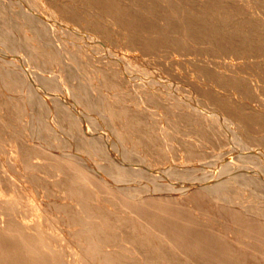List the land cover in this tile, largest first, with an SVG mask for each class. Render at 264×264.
I'll return each mask as SVG.
<instances>
[{
    "label": "rangeland",
    "instance_id": "rangeland-1",
    "mask_svg": "<svg viewBox=\"0 0 264 264\" xmlns=\"http://www.w3.org/2000/svg\"><path fill=\"white\" fill-rule=\"evenodd\" d=\"M1 1H0V33H5V31H7V28L11 27L12 23L15 24V20H16V24H17V25L12 24V25H14L13 27H17L16 28L17 32H15L13 34V36H11V37L6 36L5 40L3 41V44L6 47H8V49L10 50V52H9L10 57L17 59V60L32 62L33 68L36 71H40V69L42 67H43L42 69L48 68L49 72L52 75L57 74L55 76V78H57L58 80L60 78L59 76L62 74L61 75L62 77L65 75L64 78H66V75H67V76H69L70 79H74V80L76 79L75 81L78 83L80 81L79 84L81 86L78 83L76 84L75 81L71 80V81H73L72 87H75L77 90H78V88L79 89L82 88V89H80V92L76 91L75 88H72V90L74 91V94H75L74 97L76 99L79 98L78 100H80V96H81V99H83L82 96H84V98L89 97L87 99H89L90 102L89 101L88 102L91 104V101H92V103L94 102L93 104L97 105L96 110H97L98 114L103 113V112H105V113L107 112L109 114L108 115L106 113L107 114L106 117L103 114L102 115L99 114V116L101 115V117H103L104 120H106V123L108 120H110V123L108 121L107 124H112L115 121L112 124L114 126H117V124L118 125L120 124L117 127L123 128V124L125 123L124 126H126V125L127 126L124 128H127V127L129 129H131V127L133 128L131 130H129L127 128L131 133H129L128 130H127L128 132H126L125 129H124V131H125L124 133H123V131L121 132L122 128L121 129L119 128L120 130H117L119 132V133L117 132V134H120L118 136L122 140L130 139L129 135H132L133 132H134V134L135 133L140 134L142 131L141 130L142 125L135 124L134 121L128 117H127L128 120L126 122V120H124L125 118L123 119L121 116L120 109L117 107L111 108L109 106V102L106 101V99L104 98V97H107L109 95L108 93H110L111 91H112L111 93L114 92V95H115L116 94L115 91L119 90L121 88H118V87H117L118 89L115 88L114 84H112L113 86L110 84V87L112 86L111 88L109 86L107 87V82H104L106 80L102 76H99V75H101V72L95 71V70L98 71V69H96L93 62H91L90 56H91V53L93 52V50H96L97 48L99 50L100 49L103 50V51H100L101 53L104 52V48H109L110 50H113L114 53H117V55H120V56L123 55V57H127L130 60H132L133 61L132 63H136V67H135V65L132 66L133 64L130 65L131 61L129 62V59L126 60L129 63L128 67L129 68L131 67V70L132 69L134 71H138V70L141 71L142 70V72H140V74H139L140 76L143 77V75L145 74L144 77L147 76L148 78H150V77L152 79L155 78V81H153L151 78L148 79L146 77L148 83H150L149 80H152L151 83L156 82V77H157V81L159 79H161V82H163L164 81L163 79H165V82L167 84L165 82L164 83L166 86L168 85L170 87L173 85L172 87H170L171 89L168 86L166 88H169L173 92H174V89L176 88L175 92H176V94H178V96L181 95V96H184V98H187L188 96L190 98L192 97L191 99L193 101H196V103H198L201 107H203V106H205L204 108L209 107L208 108L209 112L211 111V109L213 112H214V110L215 111L217 110L219 112H222L223 114L225 113L224 114L225 116L226 115L228 116V114L230 115L231 113H233L232 115L236 119L235 120L236 125H237L236 130L240 131V130L244 129L243 131L239 132V133H241L240 137L242 139H244L246 142H248L250 145H252V144L254 145L255 144L254 142H256L255 145L259 144L258 146L264 147V138L262 137V136H264V73H263L264 72V0H218V1L217 0H107L108 2L106 0H103V1L102 0H97V1H95V0H53V1L52 0H31L32 5L28 4V0H16V1H18L17 3L15 0L14 1L13 0H5V1L1 0ZM101 1L104 3L102 4ZM100 2H101V4H100ZM13 3H14V5H13ZM108 3H110V4H108ZM6 4L7 5L9 4V6H7ZM107 4H108V6H107ZM10 5L13 7H11ZM5 6H6V8L8 7L9 10L3 8ZM63 6H66V7L63 8ZM9 7H11L12 9H10ZM14 8L16 9L17 12L14 10ZM44 8L46 11L44 10ZM173 11H174V13H173ZM104 12H106V13H104ZM102 13H104V14H102ZM112 13H114L115 15ZM128 14H129V16H128ZM16 15H18L19 17ZM102 16H103V18H102ZM31 17L32 18L36 17L37 22H39L41 25H45V24L49 23L51 25H48V26H52V25H56L57 27H61L62 25L67 26V27L71 26L72 28H74V29L76 28L78 31H80L81 34L86 35V37H90L91 40H89L90 42L86 41L85 44L86 45L88 44L87 46L81 47L76 42H69V41H74V39H72V35L70 33L65 32V31L63 32L62 30L61 31L60 30L55 31L54 26L52 29H53V31H54L53 33L55 35L52 33V30L48 29L49 27H46L47 29L44 26L43 27L41 26L42 28L39 27V29L36 27L34 28V26H33L34 22H33V20H31ZM198 17H200L201 19L204 18L203 20H201L202 22L200 21V19ZM14 18H15V20L13 22ZM107 18H109V20ZM187 18L191 19L190 22L192 23V26H191L192 28L190 27V30H189L188 25H187L189 23V22H187V21H189V20H187ZM65 20H67L68 22L67 21L65 22ZM125 20H127V21H125ZM59 21H60V23H59ZM133 22H135V23H133ZM140 22H142V23H140ZM196 22H197V24H196ZM52 23H54V24H52ZM58 23H59V25H58ZM64 23H68V24H64ZM205 24H207V25H205ZM208 24H210V25H208ZM171 28H172V30H171ZM198 28L200 31L198 30ZM42 30H44V31H42ZM56 30H58V29H56ZM38 31H39V33H38ZM24 32H25V34H24ZM45 32H46V34H45ZM57 32H58V35H57ZM196 32H198V33H196ZM16 33H18V34H16ZM27 34H28V37L30 35L32 36L30 38L31 40L30 39L28 40L27 37L25 38V35H27ZM68 34L71 37L70 39L68 38L69 37ZM136 34L138 35V37L136 36ZM197 34H200V35H197ZM63 35L65 37L68 36V37H66V39H68V42L66 39H64L65 37ZM206 35H207V37H206ZM40 36H42V37L39 38ZM43 36H44V38H43ZM45 36H47V38H49V40ZM48 36H50V37H48ZM54 36L55 37L57 36L60 41H58L57 37H56L57 40H55ZM139 36H141V38ZM93 37H95V38H93ZM131 37L133 39L135 37L136 41H135V39L133 40ZM50 39H52V40H50ZM138 39L140 41L143 40L146 44L148 43V45L145 46L146 44L140 43ZM91 41L93 43H91ZM146 41H148V42H146ZM149 41H151V42H149ZM154 41H156V42H154ZM219 41H220V43H219ZM241 41H243V42H241ZM45 42H47V43L45 44ZM133 42H134V44H133ZM56 43H59V45ZM61 43H62V45H61ZM72 43L75 44V46ZM130 43L132 44V46ZM135 43H137V44H135ZM138 43H140V44H138ZM217 43L219 44V46ZM47 44H48V46H47ZM50 44H52V45H50ZM76 44L78 45V48H77ZM96 44H97V46H96ZM42 45L44 47L41 49ZM66 45H67L68 49L66 48ZM72 45H73V47H72ZM141 45H143V47H141ZM151 45L156 46V48H154L155 49L154 52H155V55L156 54H159V55H156L154 57L148 56L146 58L143 56V52L141 50L144 51V49H150L147 47H152ZM174 45H175V47H176V45L179 46V47H176V48H178L176 51L178 54L177 58H179L180 61H179V59H177L176 60L177 62L173 64V63L169 62L170 57H167V56L169 54H171L172 51H175L176 48L174 47ZM53 46H55V47H53ZM69 47H71V48H69ZM2 48L3 47L0 45V51ZM59 48H63V49H61L59 51ZM51 50H52V52H51ZM47 51H48V53H47ZM85 51H87L89 53H87ZM90 51H92V52H90ZM132 51H134L135 53ZM66 52H67V54H66ZM68 52H71L72 54L71 53L68 54ZM100 52H98L99 55H103L105 53L104 52L103 54H100ZM64 54H66L67 57ZM68 55H70V56H68ZM86 55H88V56H86ZM164 55H165V57H164ZM231 56L233 57V59H231ZM63 57L67 58L68 60L67 59L65 60ZM190 58H192V59H190ZM157 60H159V61H157ZM63 62L65 64H63ZM230 63L232 64L231 66H230ZM66 64H67V66H65ZM235 64H237V65H235ZM36 65L39 66L38 67L39 70L36 68L37 67ZM70 65L72 67H74V66L75 67L72 68ZM91 65H93V66H91ZM47 66H49V67H47ZM64 67H65V69H63ZM67 68L71 69L70 73H68L69 71ZM1 70H3V71H1ZM5 71H6V69H2V68L0 69V148H1L0 149V159L2 157L3 161H5L7 159L9 160L8 157H10L11 160H12V158H14V157L15 158L13 159L14 161L9 160L10 163H8L9 162L8 160L6 162H3L2 159L0 160V180H1L0 181V198H1L0 199V210H1L0 211V219L4 220L7 217L4 221L0 220V222H1L0 223V225H1V227H0V238H1L0 239V245H1L0 248L2 249V251L0 249V264H13V263L14 264H28L29 262H31L29 264H34V262H37V260H42L41 257H38V256H40V254H37L36 252L33 251V247L35 246V243L36 244H39L37 242L45 243L46 240H47L46 242H48L49 240H51L53 242V244H52V242L49 241V244L51 242L52 245L45 243L46 247L50 246L49 247L50 251H51L52 246L55 248L52 247L53 251L51 253L49 252L47 254V256H46L47 258L42 257V258H44L43 261H45L46 264L58 263V260L64 261L66 258H68L69 254H72V252L74 254L81 253L80 249H78L77 247L74 248L75 247L74 245L69 244L70 242L74 243V241L77 239L75 236H73V235H75V234H73V232H75L73 229H74V227L76 228L77 226L70 225L68 223L69 221L67 222V220L65 219L66 217L70 216V214H68L70 212H68L67 210H64V209L60 210L57 207V206H59L58 204H60V203H58L56 201V199L53 198L55 196L54 194H56V196H55L56 198L62 193H64V194H62L63 196H68V194L66 193L68 188H66L65 185H61L60 183L56 182V179L58 178L57 173H61V172H59V170L61 168H62L61 170H64L63 172L65 173V175H63L64 173L62 172L61 174L64 177V178L63 177L62 178L65 180L67 179L68 181H69V179H68L69 176L75 175V173H77L76 171L81 170L80 173L78 172L77 174H79L81 176L85 175V177L87 175H89L87 177L89 178V180L92 179V181H93L92 183H95L94 185H96V186H98L99 183L101 184L98 187H99V189L102 190L103 196L105 195L106 197H111V198H114V196H115L117 200H119L121 197L117 196L119 194H114V193L110 192L109 190L103 191V190H106L107 188L105 186H103L102 183L99 182L98 179L93 178V175L90 176V174H87V172H86L87 170L85 168L81 167V169H79V166H71V167L67 166V168H69V169H67L64 166H61L62 160H60V159L62 158V153L60 154L61 151H59V150L62 148L65 150L67 148V146H71V143L68 144L67 143L68 141L64 142V140H63L64 138L62 139V137L59 136L60 135L58 133L59 130L53 126L54 124L50 125V123H52L53 121L51 120L52 117L49 116V113L47 112L48 109H46V107L45 108L37 107V109L39 108L41 110L36 109L37 110L36 113L38 112L37 113V120L41 117L40 121L38 120V122L36 124L37 125L36 131L38 133L37 135H39L38 138L45 141L46 144L49 146L48 147H47V145L34 146L31 148V151L29 152V155L31 154V156H32L34 154V152L37 151L34 149L40 148L41 151L44 150L43 152H45L46 155L43 154V152L39 153L40 152V149H39L38 153L37 152L35 153V154H37V156L36 155L35 156L38 157V158H34V160H36V162L33 164L31 162H29V164H26V162L24 161L25 160L24 158H25V155H27V153L25 152V150H23V151L20 150L21 147L19 146L20 144H19V141L17 139V137L19 138V136L16 137V135H18L20 132V131H18V129L20 127L18 124L19 123L18 120H20V116L22 117L21 122L27 123V122H30L32 120L33 113H32V108H30V107H32L33 101H31V97H29L30 95H28L29 92L27 90H24L22 87H20V89H21L20 90L18 87L17 80H14L13 78H11L10 72H7V71L5 72ZM60 72H62V73H60ZM97 73L98 74L100 73V74L98 75ZM261 73H262V75H261ZM68 74H70V75H68ZM73 75H74V78H73ZM75 76H76V78H75ZM96 76L98 77V79H99V77H102V78L98 80ZM62 77H61V80H64V78L62 79ZM93 78H96L97 80L94 79V81H95L94 82L92 80ZM90 81H92L93 83L91 82L92 84H90ZM100 81L104 84H102ZM74 82L78 88L74 85ZM168 82L171 85H169ZM94 83H96V84L98 83L101 85V87L104 86V88H106V89L108 88V89L106 90V89L100 87L102 90L104 89V91H102L101 89H99V86L97 88L96 84H94ZM164 83H161V84L164 85ZM126 84H127L125 87L126 89H124V90L121 89L122 92L126 91L127 89L129 90L132 86H135L133 83H126ZM128 84H130V85H128ZM94 85H95V88H93ZM105 85H106V87H105ZM52 88H54V89H52ZM52 88H50L49 94L53 95L54 101L58 100L62 97H65L67 95V93L65 95L66 91L63 92L64 89H61V87L60 88L57 87L58 89H55V87H52ZM86 88H90L89 91H87L88 89L86 90ZM96 88L98 90H95ZM137 88H139V86ZM83 89L86 90V92ZM110 89H111V91H110ZM140 89H142V86H140ZM99 90H101L102 92L100 93ZM128 90H127V92H128ZM145 90L148 91L149 89L146 88ZM25 91H26V93H25ZM81 91H84V93L87 94V97H86V94H84ZM94 91H97V92H94ZM98 91L101 95H99ZM130 91H131V93L136 92V91L133 92V90H131V89H130ZM27 92H28V94H27ZM105 92H106V94H105ZM78 93H83V95L79 96ZM92 93H93V95L96 93L94 95V98H93ZM25 94L28 96V99L25 98V96H26ZM135 94H137V93H135ZM137 95L139 97L138 99L140 100V101L138 100L139 102L138 101L137 102L140 103L142 101L141 100L142 98H140V97H143V96L140 93H138ZM146 96H147V98L149 97L148 98L149 101L151 99L152 105L149 103L150 107L148 106L149 108H147L148 104H146V105H144L145 108L146 109H156L157 108V110L161 113V116L166 121V123L168 121V123L170 124L172 131L175 129H179V128L184 127V126H182V124L178 123L175 120L177 117L172 114V112L169 108H167V107H159L158 108V106H160V103L159 102H157L158 104L156 103L155 98L153 97L152 93L147 92ZM239 97L241 99H238ZM97 98H99V99H97ZM135 100H137V99H135ZM30 101H31V103H29ZM131 101L134 102L132 99H131ZM240 102H242V103H240ZM201 104H203V105H201ZM237 107H240L242 110L240 108H237ZM232 109H233V112H232ZM44 110L46 112H44ZM243 110L245 113L243 112ZM40 111L43 112L41 114L43 116H40V114H39ZM212 111H211V113H213ZM254 111L256 113H254ZM25 113H26L28 119L26 118V115H24ZM27 113L30 115H28ZM110 113L112 114V116L110 115ZM117 116H118V118H117ZM237 116H239V118H241V119H238ZM25 118L27 120H25ZM46 119L51 120V122L46 120ZM118 119H120V120L122 119L120 121L121 123L119 122ZM45 120L47 121L46 123H45ZM243 121H246V124ZM13 122H17V123L12 124ZM39 122H41V123H39ZM42 122L44 123V125L42 124ZM122 122H123V124H122ZM181 123L184 124V123H186V121L181 122ZM16 124H18L19 127L15 126ZM45 124L47 126H45ZM48 124L52 127L49 128L50 126H48ZM12 126H13V128H12ZM39 126H42L44 128L42 129ZM8 127H9V129H8ZM46 127H47V129H46ZM52 128L55 129L54 130L55 133H54ZM12 129H15V130H13L14 133L17 131L16 134L13 133ZM50 129L52 131H47ZM7 130H9V131H7ZM136 130L139 132H136ZM41 131H42V133H41ZM49 132H51V133H49ZM251 134H253L254 136H252ZM9 135H11V136H9ZM40 135L43 137H40ZM46 135H47L48 139L50 138V140H52V137H54L53 140L54 139L55 140L54 141L48 140L49 141L48 142L47 138L45 137ZM12 136H15L14 138H16L17 140L16 139L14 140V138L12 139L11 138ZM8 137H10V138H8ZM55 137H57V138L59 137L58 140ZM60 137H61V140H60ZM7 138L9 139V142H11L10 139H12L13 143L8 144ZM15 142H17V143L15 144V146H13ZM55 143L57 145L58 144L60 145V146L58 145L59 147H57L59 149L56 148L57 145ZM63 143H65V144L67 143L68 145L66 144V146H65ZM61 144L63 146H61ZM3 146H5V147L3 148ZM11 146H13L15 150H12L13 148H9V150H8V147H11ZM6 147H7L8 152L10 151L11 153L10 152L7 153V150L4 151L6 149ZM17 148L20 151H18ZM68 148H71V147H68ZM49 151H51L52 153H49ZM53 151H54V153H53ZM12 152H15V153H12ZM22 152H23V155L21 154ZM58 153L60 156L58 155ZM12 154H13V157H12ZM41 154H43L45 157L43 155L40 156ZM49 155L50 156L52 155V156L50 157ZM56 156L57 157L59 156L60 158L59 157L56 158ZM22 158L24 160H21ZM15 161H16V163L14 164ZM22 161H23V163H22ZM38 161H39V165H38ZM40 161L41 162L43 161V162L40 163ZM64 161L65 160H63V163L68 164V162H64ZM20 163L23 165H21ZM16 164H17V167H16ZM24 164H26V165H24ZM30 164H32L33 167ZM59 164H61V165H59ZM13 165H15L14 167L16 170L14 169ZM20 165L22 167H20ZM34 165H36V166H34ZM57 165L59 166V168L61 167L59 170H57V168H58ZM23 167L25 168V170H23L24 169ZM48 167H50L51 169ZM19 168H21V171H20V172H22L21 174L19 172V170H20ZM30 168H31V170H30ZM37 168L39 169V171ZM70 168H73L74 171ZM3 169H4L5 175L3 174ZM53 170H55V172H53V174H52L51 171H53ZM23 171H25V173ZM32 171H34V172H32ZM42 171H44L45 173H43ZM15 172H16V174H14ZM17 172H19V173H17ZM46 172L47 173L51 172V173L50 174L48 173L49 174L48 175ZM28 173H30L29 177H31V178H29L27 176ZM31 173L32 174L34 173V175L32 176ZM37 173L41 176L40 177L41 180L38 179L39 175H35ZM54 173H56V174H54ZM69 173H70V175H68ZM83 173H85V174H83ZM1 175H2V177H1ZM17 175L20 178L17 177ZM42 175H44V176H42ZM45 175H48V176L51 175V176L45 177ZM34 176H36V177H34ZM32 177H33V179H32ZM42 177H45V178H43L45 181L42 180ZM34 178H37L38 181L35 180ZM53 180H54V182H56V184L53 183ZM7 181L8 182L10 181L11 184L8 183ZM11 181H13L14 183H12ZM40 181H42V182H40ZM48 181H50V182H48ZM18 182L19 183L21 182V183L19 184ZM38 182H40V183H38ZM44 182H45V187L47 186L46 189H44V186H43ZM5 183L6 184L8 183V184L6 185ZM51 183H53V185ZM97 183H98V185H97ZM18 184H19V186L21 185L23 187V189H24L23 191L21 189L22 187L20 186V188H19ZM31 184H33V186ZM37 184H38V186H37ZM40 185L43 187H41ZM53 186H54V188H53ZM100 186H102L103 188L105 187V188L102 189V187H100ZM16 187H18V188H16ZM11 188L12 189L14 188L13 191H15V192H13ZM55 188H57V189H55ZM6 189H8V190H6ZM38 189L40 191H43V192L38 191L39 193H37L35 190H38ZM60 189L61 190L63 189L62 193H60L61 192ZM28 190H29V192H28ZM33 192H35V193H33ZM45 192H47L48 194ZM54 192H57V193H54ZM67 192H69V191H67ZM109 193H110V196H109ZM39 194H40V196H39ZM43 194H45L44 195L45 197L43 196ZM46 194H47V196H46ZM65 194H67V195H65ZM111 195H113V196H111ZM189 195H191V194H189ZM189 195H185V197H183L184 199L183 198L182 199H176V200L174 199V203L172 202L173 200L166 201L167 199H165V200L161 201L160 198L157 200L147 201L148 204L144 203L141 206L142 208L144 207V209H142V210H145V211L141 210L139 216L137 215L138 220L137 219L132 220L133 224L130 225L131 223H128L129 225H127L126 228H129V230L134 229L135 232H138L140 234L143 231V233L141 235L143 237H145L146 239L152 240L151 241L152 245L150 244L152 246L151 249L152 250L154 249L156 254L159 253V254L163 255L162 257H165L164 255L169 256L168 254L170 252L175 254L176 258H172L169 260L166 259L168 261V264H178V263L179 264H203V263L204 264H220V263L221 264H224V263L225 264H245V263L246 264H253V263L254 264H258V263L264 264V259H262V258H264V256H263L264 252H261V251H263L262 249H264V243L261 242V241H264V236L259 235V234L264 235V232L261 233V231H264V228H263L264 225L261 227V224H259L258 222L255 223L257 225H252L253 219L251 218V216L247 215L248 216V217H246L248 219L247 220L244 217L245 215L243 213H241L240 211H239L240 214L237 212H234L232 210H230V211H232V212H230L228 207H226V206L224 207V204L222 205L219 202H218L219 203L218 204L217 201H215L214 198L210 195L208 196L205 193H200V195L199 194L194 195V193H192L193 197H191V196L188 197ZM196 195H197V197L195 198L194 196H196ZM32 197H33V199H32ZM47 197H49V198H47ZM73 197H74V195H73ZM205 197H206V199H205ZM7 198H9V199L11 198L13 200L17 199V200L16 201L14 200L11 202L10 201L11 199L8 200ZM30 198H31V201H30ZM207 198H208V200H207ZM252 198H254V197L252 196ZM41 199H42V201L46 200L47 202L49 200H52V201H49L48 203H45V206L50 207L51 209L53 208L54 210L52 209L53 210L52 211L49 208V211H48L49 213L47 211L44 212L43 209H42V212L40 210V213H38L37 211L34 212L35 206L37 205V201H40ZM64 199L65 198L61 197L59 200H64ZM199 199L206 200L208 203L206 204L203 200L200 201ZM21 200H22V203L19 202ZM210 200L212 202H215V203L211 204ZM3 201H4V203H2ZM8 201L10 203H13V205L14 204L17 205L19 203L18 205H20L19 207L21 208L22 212L19 211L20 208H18V209L16 208V207H18V205L15 207H12L13 205L11 204L12 206H10ZM24 201H25L26 205L23 204ZM169 201H171L172 203ZM184 202L186 203L185 205H183ZM187 202H190V203H187ZM197 202H198V204H197ZM209 202L214 208L210 207ZM30 203H32V204H30ZM49 203H50V206H47V205H49ZM52 203H53V205H52ZM149 203H151V205ZM153 203L155 204L156 207L154 206ZM22 204H23V206H25V207H23V208H25V210H23V208L21 207ZM178 204H180V206ZM192 205H193V207H192ZM218 205H219V207H217ZM26 206H28L30 208V210L28 207H27L28 208L27 209ZM53 206L55 208L57 207L56 208L57 210ZM222 206L225 209L222 210ZM186 207H187V209L189 208L188 212H187V209H185ZM7 208H9V209L11 208V211L7 210ZM194 208L196 209L195 212H194V210H195ZM197 208H198V210H197ZM199 208H201V210H199ZM2 209H6V211L2 210ZM226 209H228L227 210L228 212L224 211ZM16 210H18V211H16ZM31 210L33 211V213ZM12 211H13V213H12ZM25 211H26V213H24ZM29 211H31L32 215L29 213L30 216L26 215V217H25V214H28ZM54 211H56V213L58 211V213L55 214ZM61 211H63V212H61ZM192 211H193V214L191 213ZM50 212H52V214H55L56 216L52 215ZM89 212H90V215H87V214H89ZM93 212L94 213L96 212V213L94 214ZM175 212L178 214V215L176 214L177 216L175 215ZM200 212L204 213V215H202V213H200ZM8 213L11 214L10 217H8L9 216ZM14 213H16V216H12ZM23 213H24V215H23ZM86 213L84 214L85 217H82L81 219H83L82 222L85 221L84 222L85 224L88 223L87 225H89L90 228L87 229L88 228L87 225H85V224L83 225V223L81 224V226H83L81 228L83 230L82 231V238H84V240H87V241L91 240L92 243H95L96 242L95 237H97V235H98V237L100 236L99 233H96V232L101 227V225L98 223V221L100 220L99 218H101V217L98 214V211H95V209H92L91 211H88ZM209 213H211V214H209ZM3 214H6V217L3 216ZM19 214H20V217H19ZM41 214L46 216V217L43 218V216ZM49 214L52 216H50ZM66 214H68L69 216ZM142 214H143V216H142ZM154 214L158 215L157 216L158 218ZM197 214H199V215H197ZM206 214H207V216H211L213 214L211 216L212 220H210L211 217H207ZM236 214H238V215H236ZM241 214H243L244 218L241 216ZM22 215L25 217V220H26V218H28V220H32V222L31 221L27 222L28 220H26V222L32 227L31 228L32 230L28 231L29 228L27 229L19 223L18 220H19V218L21 219ZM59 216H62L65 219V221L62 217H59ZM89 216L92 217V219H93L92 221H91V218ZM94 216L95 217L97 216V218H95ZM167 216H169V217H167ZM198 216H200V217L202 216V218H200ZM233 216L234 217L237 216L238 221L233 220ZM239 216H240L241 220L239 219ZM56 217H57V219H56ZM78 217H79V215H78ZM78 217H76L75 219L77 220ZM86 217L87 218L89 217L88 220ZM205 217H207V222L205 220L206 219ZM50 218H53V219L50 220ZM54 218H55V221H53ZM60 218H62L63 220ZM182 218H183V220H182ZM192 218H194V219H192ZM9 219H11V220H9ZM44 219L46 221H44ZM150 219H152V220H150ZM190 219H192L193 221H190ZM196 219L198 222L196 221ZM72 220L73 219H71L70 222ZM184 220H186L187 222ZM213 220L216 221V223L214 222L215 226H213ZM231 220L233 222H231ZM47 221H49V223H44V224L41 223V222H47ZM204 221L207 223V225L204 224L205 223ZM243 221H244V224L241 225L240 223H243ZM64 222H65V224H67V225L69 224V225L68 226L64 225ZM193 222H195V224ZM161 223H163V224H161ZM208 223H209V225H208ZM211 223H212V225H211ZM62 224L64 225V227ZM90 224H92L93 226H91ZM216 224L218 226L220 225L219 228ZM221 224H222V226L224 225L223 226L224 228H221L222 227ZM249 224H250V226H248ZM258 224H259V226H258ZM13 225H15V229H14ZM44 225H46V227ZM59 225H61L63 228H61V226H59ZM201 225H203V226H201ZM17 226H19L18 228L19 229L21 228V229L18 230ZM36 226L39 227V230H41V231H39L36 228ZM210 226H213V227L211 228ZM255 226H256V228H255ZM91 227H92V229H94V231L91 230ZM200 227L202 229H205V228L206 229L202 230ZM214 227L218 228V231H216V229ZM227 227H229L230 229L233 227L231 230L234 229V230H236V232L230 231V230L227 231V229H229ZM1 228H2V230H1ZM207 228H208V231H206ZM22 229H24V231ZM102 229L103 228H101L99 230V232H101ZM116 229L118 232V228H116ZM188 229L191 231H189ZM5 230H6V233H5ZM64 230H66V231H64ZM90 230H91V232H90ZM221 230L224 234L221 232ZM2 231H3V233H2ZM11 231H12V233H11ZM48 231L50 234L48 233ZM67 231H72V232L68 233ZM103 231L105 232L104 229H103ZM179 231L182 233L181 235H180ZM184 231H186L187 233ZM198 231H199V233H198ZM203 231H205V232H203ZM210 231H211V233H210ZM237 231H239V232H237ZM16 232H18V233H16ZM37 232H39V233H37ZM42 232H43V234H42ZM93 232L96 235H94ZM228 232H229V234H228ZM258 232H259V234L257 236ZM40 233L42 234L41 236L38 235ZM44 233H47V234H44ZM144 233H145V236H144ZM213 233H214V235H212ZM238 233H240V234H238ZM12 234H14V236ZM17 234L19 237L17 236ZM48 234L52 237H50ZM57 234H61L62 236L57 235ZM67 234H69V235H67ZM170 234H171V236H170ZM235 234H237L239 237ZM47 235L49 236L48 237L49 239L46 237ZM53 235L56 237H54ZM229 235L230 236L232 235V237H234V238L232 239V237H230ZM240 235L241 236L244 235V237L242 236L240 238ZM34 236H35V238H34ZM66 236H68V237L71 236V238L68 239V237H66ZM175 236H178L179 240L174 238ZM203 236H204V239H202ZM219 236H221V237H219ZM224 236L228 237V241H225V240H227V238L225 239ZM42 237H43V239L46 238V239H44L45 241L42 239ZM62 237L65 238V241H64V238H62ZM250 237H252V238L250 239ZM260 237L263 239L261 240ZM53 238L55 241L53 240ZM93 238L95 240H93ZM150 238H152V239H150ZM243 238H244V241L242 240ZM20 239L22 241H20ZM78 239H80V238H78ZM191 239H194V240H191ZM238 239L240 242L238 241ZM197 240H198V242H196ZM246 240L248 242H245ZM259 240H261V241H259ZM192 241H194V242H192ZM201 241H202V243H201ZM234 241H237V242L235 243ZM218 242H220V244ZM63 243L64 244L66 243V244L64 245ZM239 243L243 244L244 247L240 246L241 244H239ZM21 244H22V247L20 246ZM214 244H216V245H214ZM226 244H227V246H226ZM57 245L58 246L60 245L61 247L59 246L60 247L59 248ZM69 245H71L70 246L71 249L68 248ZM196 245H198V246H196ZM231 245H233V246H231ZM66 246H67V248H66ZM199 246H201V248ZM217 246H218V248H217ZM230 246H231V248H230ZM248 246H250V247H248ZM26 247H27V250H26ZM188 247H190V248L188 249ZM254 247L257 249L259 248L260 253L253 255L248 260L246 258H244V255H246L247 251L248 252L254 251L253 250V249H255ZM198 248L200 249V251H198L199 250ZM8 249L10 252L8 251ZM19 249L22 250L20 252L21 256H19V254L17 253L20 251ZM61 249L64 252L63 255H62V253L61 254L59 253V251L61 252ZM85 249H86L85 252L89 256L84 252V257L81 258V259H83V262L80 259L78 264H88L89 260L87 261V259L91 258V259H93L92 260V262H93L94 261L93 257H95V258L97 257L95 255L94 249L92 251L89 249L88 246ZM11 250H13V251H11ZM29 250L32 253H29L30 252ZM156 250H158V251H156ZM192 250L195 252H193ZM69 251H71V253H69ZM239 251H240V253H239ZM2 252H3V254H2ZM26 252L29 253L30 255L26 254ZM185 252H187V253H185ZM198 252H200V253H198ZM180 253L183 255H181ZM65 254H67V255H65ZM203 254H211V255L213 254V255H216V257H212L209 260H205L204 257L203 258L201 257ZM60 255L61 256L65 255V257H64L65 259L63 257H61ZM180 255H181V257H180ZM59 256H60V258H59ZM87 256H88V258H86ZM90 256H92V257H90ZM16 257H18V258H16ZM45 258H46V260H45ZM240 258L242 260H240ZM52 259H55L54 262ZM84 259H86V260H84ZM91 259H90L89 264H92ZM200 259H202L203 261ZM238 259H239V261H238ZM252 259H253V261H252ZM258 259H260L261 262ZM97 260L95 259V261H97L98 263L93 262V264H101L102 263L101 260H99V259H97ZM150 260H152V259H150ZM230 260H231V263H230ZM20 261H21V263H20ZM84 261H86L87 263ZM162 261H164V260H162ZM212 261H214V262L212 263ZM116 262H119V261L117 259H114V260L111 259L108 261H103L102 264H115ZM121 264H123V263H121ZM128 264H135V263L129 262ZM158 264H160V263L158 262ZM161 264H167V263L161 262Z\"/></svg>",
    "mask_w": 264,
    "mask_h": 264
},
{
    "label": "bare ground",
    "instance_id": "bare-ground-1",
    "mask_svg": "<svg viewBox=\"0 0 264 264\" xmlns=\"http://www.w3.org/2000/svg\"><path fill=\"white\" fill-rule=\"evenodd\" d=\"M1 1V0H0ZM5 1V0H4ZM3 1V2H4ZM14 1V0H13ZM16 1V0H15ZM53 1V0H52ZM97 1V0H95ZM103 1V0H102ZM101 1V2H102ZM107 1V0H106ZM218 1V0H217ZM2 2V1H1ZM18 1H16L17 3ZM32 1L31 0H28V4L29 5H32L31 3ZM100 2V4H101ZM108 2V1H107ZM45 3V2H44ZM97 3V2H96ZM99 3V2H98ZM104 2H102L103 4ZM114 3V2H113ZM11 4V3H10ZM52 4V3H51ZM110 4V3H108ZM107 4V6H108ZM212 4V3H211ZM214 4V3H213ZM220 4V3H219ZM7 5V4H6ZM14 5V3H13ZM16 5V4H15ZM9 6V4L7 5ZM11 6V5H10ZM106 6V7H107ZM13 7V6H11ZM11 7H9L10 9H12ZM66 7V6H63V8ZM110 7V6H109ZM202 7V6H201ZM212 7V6H211ZM5 9H8V7L6 8L3 7ZM16 8V7H15ZM14 8V10L16 11V9ZM173 8V7H172ZM171 8V9H172ZM205 8V7H204ZM9 10V9H8ZM45 10V8H44ZM63 10V9H62ZM61 10V11H62ZM67 10V9H66ZM108 10V9H107ZM46 11V10H45ZM48 11V10H47ZM109 11V10H108ZM176 11V10H175ZM17 12V11H16ZM50 12V11H49ZM123 12V11H122ZM121 12V13H122ZM106 13V12H104ZM102 13V14H104ZM126 13V12H125ZM174 13V11H173ZM172 13V14H173ZM206 13V12H205ZM66 14V13H65ZM114 14V13H112ZM131 14V13H130ZM203 14V13H202ZM115 15V14H114ZM113 15V16H114ZM122 15V14H121ZM18 16V15H16ZM108 16V15H107ZM110 16V15H109ZM129 16V14H128ZM177 16V15H176ZM196 16V15H195ZM19 17V16H18ZM65 17V16H64ZM112 17V16H111ZM188 17V16H187ZM16 18V17H15ZM15 18L13 19V22L15 20ZM69 18V17H68ZM103 18V16H102ZM116 18V17H115ZM122 18V17H121ZM129 18V17H128ZM201 20H203L204 18H200L198 17ZM109 20V18H107ZM131 19V18H130ZM31 20H33L34 24V28H38L39 27H49L48 29L49 30H52V33L54 32L53 31V26H54V30L55 31H65V32H68L72 35V39H74V41H69V42H76L77 44H79L81 47L82 46H87L85 43L86 41H89L91 40L90 37H86V35H83L81 34L80 31H78L76 28H71L70 27H67V26H61V27H57L56 25H52V26H48V25H51L49 23L45 24V25H41L39 22H37V18L36 17H31ZM58 20V19H57ZM187 22H189L187 25H188V28L190 30V27L192 26V23L190 22L191 19L190 18H187ZM67 20H65L66 22ZM127 21V20H125ZM194 21V20H193ZM58 22V21H57ZM56 22V23H57ZM62 22V21H61ZM64 22V21H63ZM68 22V21H67ZM124 22V21H123ZM202 22V21H201ZM60 23V21H59ZM58 23V25H59ZM72 23V22H71ZM108 23V22H107ZM126 23V22H125ZM135 23V22H133ZM142 23V22H140ZM139 23V24H140ZM204 23V22H203ZM208 23V22H207ZM14 24V23H12ZM11 24V27L7 28V31H5V33H0V45L3 47L0 51V67L2 69H6L7 72H10V75H11V78H13L14 80H17L18 82V87L20 89V87H22L24 90H27L29 92H27L28 95H30L29 97H31V101H33L32 103V120L30 122H27V123H24V122H21L22 120V117L20 116V120H18V124H16L15 126H18L19 129L18 131L19 134L16 135L19 136V138L17 137L18 141H19V146L21 147L20 150H25V152L27 153V155H25V160L22 158L21 160H24L26 162V164H29V162H31L32 164L36 162V160H34V158H38L36 157L37 154H35L36 152L38 153V150L40 149H34V150H37L34 152V154L31 156V154L29 155V152L31 151V148L34 147V146H42V145H47L45 141L41 140L39 137V135H37V131H36V124L38 122V120L40 121V118L37 120V113L36 111L41 107V108H45L48 109V113H49V116L52 117L51 120L53 121L52 123L51 120L49 119H46L48 121H50V125L54 124L53 126L56 127L58 130H59V136L62 137V139L64 140V142H67L68 144L71 143V146H67V148L64 150L63 148L60 149L59 151L60 154L62 153V158L60 160H62V165L61 166H64L65 168H67V166H79V169H81V167L85 168L87 171V174H90L93 175V178L95 179H98L99 182L102 183L103 186H105L107 189L106 190H103V191H107L109 190L110 192L114 193V194H119L117 196H120L121 200H117L116 197L114 196V198H111V197H105L103 196V192L101 189H99V185H101L99 183H97L98 186L94 185L95 183H92V177L90 178L91 180H89V178L87 176L85 177L84 176H81L79 174H77L78 172L80 173V171H76L77 173H75V175H71L69 176V181L63 179L64 177L62 176V172L64 170H61L58 166L57 170H59V172L61 173H57L58 175V178L56 179V182L57 183H60L61 185H65L66 188H68L67 192L66 193L68 194V196H63L62 194V191L63 189L61 190L60 193L62 194H58L59 196L56 198V194H54L55 196L53 198L56 199V201L60 204H58L59 206H57L60 210H67L68 214H70V216L68 214L69 217H66L65 219L67 220V222L72 225V226H77L76 228L74 227V231L73 236H75L77 239L80 238V239H76L74 241V243H71L69 240V244H72L74 245L73 247L74 248H78L80 249L81 253L79 254H74L72 252V254H69L68 255V258H64V256H61L63 257L65 260H61L59 261L58 260V263H53V264H78V262L80 261L81 258L84 257V252L86 251L85 248H87V246L89 247L90 250L95 251V255L98 257H93L94 258V261L93 262H97L99 260H101V262L103 263V261H108V260H111V259H117L119 262H116L115 264H128L129 262L130 263H135V264H158V262L161 264V262H164V263H167L168 264V261L166 259H172V258H176V255L173 254V253H169L167 255H164L165 257H162L163 255L159 254V253H155V250L153 251L151 249V241L152 240H149V239H146L145 237H143L140 233L138 232H135L134 229L133 230H129V228H126L127 225H129L128 223H131L130 225H132V220H135L137 219V217L139 216L140 214V211L142 209H144V207L142 208V204L146 203L148 204L147 201H150V200H157L160 198L161 201L167 199L166 201L168 200H173L172 202L174 203V199H182L183 197H185V195H189L188 197H193L192 196V193L195 194H199L200 193H205L207 194L208 196H212L214 198L215 201H217V203L219 202L220 204H224V207H228L229 211L232 210L234 212H237L239 213V211L241 213H243L245 216V219H247L246 217L248 216H251V218L253 219L252 220V225H257L255 223H259L261 224V227L264 225V147H261V146H258V145H255L256 142H254L255 144L253 145H250L248 142H246L244 139H242L240 136L241 133H239L240 131H243V130H236L237 128V125H236V119L235 117L232 115L233 113H231L230 115L228 114V116L224 115L222 112H219V111H215L213 113H211V111L209 112L208 108H204L205 106L201 107L198 103H196V101H193L189 96L187 98H184V96H178V94H176L175 92V89H174V92L172 90H170L172 86H168L169 88H166L167 86L165 85V79H163L164 81L161 82V79H159L157 81V77H156V82L154 83H151V81H155V78L151 79L152 80H149L150 83H148L146 77H143L140 76V72L141 71H134L133 69L131 70V67L129 68L128 67V62L126 60H128L129 58L127 57H123V55H117V53H114L113 50H110L109 48H104V52H100V51H103V50H99L98 48L96 50H93L90 51L92 52L91 53V56H90V60L91 62H93V64L95 65V68L98 69L95 70L96 72H101V75H98L99 76H102L106 81L104 82H107V87L109 86L110 87V84H114V87L115 88H121L122 90L126 89V83H133L135 86H132L130 89L134 91H136L135 93H140L143 97H140L142 98L141 102L138 103L140 100L138 99V95L135 94V93H131L130 89L126 91H123L121 89L119 90H116V96L114 95V92L111 93V89H110V93H108L109 95L107 97H104L106 99V101L109 102V106L111 108L113 107H117L120 109V113H121V116L124 120H126L127 122V117L132 119L134 121L135 124H139V125H142L141 127V133L137 134L133 132L132 135H129L130 136V139H127V140H122L118 135L120 134H117V130H120L121 128L120 127H117L119 126L117 124V126H114L112 124H107L108 121L110 123V120L107 121L106 123V120H104L103 117H101V115H106L107 114L105 112L103 113H99L101 114L99 116L97 110H96V107L97 105L96 104H93L92 101H91V104L89 103L90 100L87 99L89 97H87V94L84 93V91L86 92L89 91L90 88H86V90L84 91H81L83 92L84 94H86V97L87 98H84L81 99V96L80 95H83V93H78L79 96H80V100L76 99L74 97V91L72 90V88H75V87H72L73 86V81H75L74 79H70L69 76L66 75V78H64V76L62 77L61 75L59 76V80L57 78H55V74H51L48 70V68H44L40 69V71H36L34 68H33V65H32V62H26V61H22V60H17V59H14V58H11L10 57V50L8 49V47H6L4 44H3V41L5 40L6 36H13V34L15 32H17L16 28L17 27H13L15 24H16V20H15V24L12 25ZM54 24V23H52ZM64 24H68V23H64ZM197 24V22H196ZM17 25V24H16ZM141 25V24H140ZM170 25V24H169ZM183 25V24H182ZM181 25V26H182ZM194 25V24H193ZM207 25V24H205ZM204 25V26H205ZM210 25V24H208ZM136 26V25H135ZM20 27V26H19ZM41 27V28H42ZM51 27V28H50ZM22 28V27H21ZM20 28V29H21ZM167 28V27H166ZM192 28V27H191ZM47 29V28H46ZM58 29V30H56ZM195 29V28H194ZM19 30V29H18ZM172 30V28H171ZM199 30V28H198ZM44 31V30H42ZM46 31V30H45ZM200 31V30H199ZM208 31V30H207ZM41 32V31H40ZM49 32V31H48ZM192 32V31H191ZM205 32V31H204ZM19 33V32H18ZM16 33V34H18ZM39 33V31H38ZM137 33V32H136ZM198 33V32H196ZM208 33V32H207ZM25 34V32H24ZM46 34V32H45ZM48 34V33H47ZM50 34V33H49ZM54 34V33H53ZM63 34V33H62ZM61 34V35H62ZM175 34V33H174ZM215 34V33H214ZM20 35V34H19ZM41 35V34H40ZM44 35V34H43ZM55 35V34H54ZM57 35H58V32H57ZM67 35V34H66ZM197 35H200V34H197ZM205 35V34H204ZM64 36V35H63ZM69 36V34H68ZM66 36V37H68ZM136 36L138 37V35L136 34ZM22 37V36H21ZM27 37V39L29 40L32 36L30 35L28 37V34L25 35V38ZM42 36H40L39 38H41ZM47 38V36H45ZM50 37V36H48ZM55 37V36H54ZM57 37V36H56ZM56 37L54 38L55 40ZM65 37V36H64ZM66 37L64 39H66ZM141 38V36H139ZM160 37V36H159ZM207 37V35H206ZM44 38V36H43ZM69 39L71 38L70 36L68 37ZM95 38V37H93ZM132 38V37H131ZM49 40V38H47ZM53 39V38H52ZM50 39V40H52ZM133 39V38H132ZM135 39V37H134ZM133 39V40H134ZM170 39V38H169ZM27 40V41H28ZM31 40V39H30ZM45 40V39H44ZM43 40V41H44ZM67 42H68V39H66ZM65 40V41H66ZM139 40V39H138ZM148 40V39H147ZM153 40V39H152ZM58 41H60L58 39ZM94 41V40H93ZM96 41V40H95ZM136 41V39H135ZM161 41V40H160ZM228 41V40H227ZM26 42V41H25ZM90 42V41H89ZM140 43L142 44H146L143 40L140 41ZM148 42V41H146ZM151 42V41H149ZM156 42V41H154ZM243 42V41H241ZM47 42H45L46 44ZM60 43V42H59ZM59 43H56L59 45ZM91 43H93L91 41ZM100 43V42H99ZM138 43V44H140ZM216 43V42H215ZM220 43V41H219ZM49 44V43H48ZM47 44V46H48ZM73 44V43H72ZM76 44V45H77ZM90 44V43H89ZM101 44V43H100ZM131 44V43H130ZM134 44V42H133ZM137 44V43H135ZM159 44V43H158ZM218 44V43H217ZM52 45V44H50ZM62 45V43H61ZM60 45V46H61ZM75 46V44H73ZM72 45V47H73ZM94 45V44H93ZM148 43L145 45L147 46ZM156 45V44H155ZM155 45H151L152 47H147V48H150V49H144L141 50L143 52V56L144 57H148V56H156V55H159V54H156L155 55V49L156 46ZM221 45V44H220ZM90 46V45H89ZM97 46V44H96ZM132 46V44H131ZM159 46V45H158ZM219 46V44H218ZM44 46L42 45L41 49L43 48ZM52 47V46H51ZM50 47V48H51ZM55 47V46H53ZM62 47V46H61ZM141 47H143V45H141ZM175 47V45H174ZM176 47H179L176 45ZM175 47V48H176ZM49 48V49H50ZM66 48H67V45H66ZM71 48V47H69ZM77 48H78V45H77ZM84 48V47H83ZM89 48V47H88ZM91 48V47H90ZM58 49V48H57ZM63 49V48H59V51ZM68 49V48H67ZM94 49V48H93ZM133 49V48H132ZM178 48L175 49V51H172L171 54H169L167 57H170L169 59V62L170 63H176L177 58L178 57V54H177V50ZM222 49V48H221ZM65 50V49H64ZM82 50V49H81ZM85 50V49H84ZM87 50V49H86ZM157 50V49H156ZM70 51V50H69ZM45 52V51H44ZM52 52V50H51ZM87 52V51H85ZM84 52V53H85ZM98 52H100V54H103V55H99ZM134 52V51H132ZM48 53V51H47ZM71 53V52H68V54ZM89 53V52H87ZM135 53V52H134ZM228 53V52H227ZM45 54V53H44ZM50 54V53H49ZM67 54V52H66ZM66 54H64L66 56ZM72 54V53H71ZM233 54V53H232ZM62 55V54H61ZM63 55V56H64ZM228 55V54H227ZM70 56V55H68ZM88 56V55H86ZM161 56V55H160ZM159 56V57H160ZM67 57V56H66ZM137 57V56H136ZM165 57V55H164ZM166 57V58H167ZM190 57V56H189ZM64 58V57H63ZM157 58V57H156ZM244 58V57H243ZM65 60L67 58H64ZM136 59V58H135ZM143 59V58H142ZM150 59V58H149ZM161 59V58H160ZM192 59V58H190ZM231 59H233V57L231 56ZM238 59V58H237ZM60 60V59H59ZM63 60V59H62ZM68 60V59H67ZM138 60V59H137ZM141 60V59H140ZM156 60V59H155ZM203 60V59H202ZM64 61V60H63ZM89 61V60H88ZM131 61V64L132 66L135 65L136 67V63H132L133 61L129 59V62ZM144 61V60H143ZM159 61V60H157ZM180 61V59H179ZM194 61V60H193ZM192 61V62H193ZM245 61V60H244ZM65 62V61H64ZM63 62V64H65ZM137 62V61H136ZM236 62V61H235ZM234 62V63H235ZM240 62V61H239ZM67 63V62H66ZM90 63V62H89ZM68 64V63H67ZM67 64L65 66H67ZM91 64V63H90ZM89 64V65H90ZM141 64V63H140ZM172 64V65H173ZM238 64V63H237ZM235 64V65H237ZM240 64V63H239ZM77 65V64H76ZM232 64L230 63V66ZM37 66V65H36ZM69 66V65H68ZM71 66V65H70ZM93 66V65H91ZM138 66V65H137ZM174 66V65H173ZM39 66H37L36 68L38 69ZM49 67V66H47ZM72 67V66H71ZM70 67V68H71ZM75 67V66H74ZM72 67V68H74ZM90 67V66H89ZM134 67V68H135ZM0 68V69H1ZM68 69V73H70L71 69ZM65 69V67L63 68ZM138 69V68H137ZM178 69V68H177ZM39 70V69H38ZM234 70V69H233ZM3 71V70H1ZM5 71V72H6ZM57 71V70H56ZM92 71V70H91ZM59 72V71H58ZM176 72V71H175ZM3 73V72H2ZM54 73V72H53ZM56 73V72H55ZM62 73V72H60ZM59 73V74H60ZM264 73V72H263ZM58 74V75H59ZM64 74V73H63ZM143 74V73H142ZM141 74V75H142ZM176 74V73H175ZM174 74V75H175ZM70 75V74H68ZM262 75V73H261ZM237 76V75H236ZM242 76V75H241ZM61 77L62 79L64 78V80H61ZM88 77V76H87ZM95 77V76H94ZM97 77V76H96ZM102 77H99V79H101ZM72 78V77H71ZM73 78H74V75H73ZM76 78V76H75ZM78 78V77H77ZM148 78V77H147ZM148 78V79H150ZM160 78V77H159ZM163 78V77H162ZM85 79V78H84ZM98 79L96 78H93L92 80L94 81ZM98 79V80H99ZM73 80V81H71ZM103 80V79H102ZM109 81V82H108ZM160 81V82H159ZM195 81V80H194ZM76 82V81H75ZM75 82H74V85H75ZM92 81H90V84ZM95 82V81H94ZM101 82V81H100ZM165 82V83H164ZM196 82V81H195ZM78 82H76L77 84ZM80 83V81H79ZM78 83V84H79ZM102 83V82H101ZM161 83H164L161 84ZM87 84V83H86ZM85 84V85H86ZM89 84V83H88ZM96 84V83H94ZM98 84V83H97ZM96 84V87L98 88L99 86V89L101 88H104L101 87L100 84L97 85ZM104 84V83H102ZM167 84V83H166ZM169 85H171L169 82H168ZM179 84V83H178ZM80 85V84H79ZM130 85V84H128ZM187 85V84H186ZM76 86V85H75ZM81 86V85H80ZM87 86V85H86ZM113 86V85H112ZM111 86V87H112ZM139 86V88H137ZM140 86H142V89H140ZM190 86V85H189ZM52 87H55V89H58L57 87H61V89H64L63 92H65V95L67 93V95L65 97H62L58 100H53L54 97L53 95H50L49 94V91H50V88ZM77 87V86H76ZM85 87V86H84ZM91 87V86H90ZM93 87V86H92ZM101 87V88H100ZM106 87V85H105ZM110 87V88H111ZM191 87V86H190ZM218 87V86H217ZM78 88V87H77ZM95 88V85L94 87ZM95 89V90H98V89ZM117 88V89H118ZM149 89L148 91L145 90V89ZM192 88V87H191ZM54 89V88H52ZM60 89V90H61ZM82 89V88H80ZM80 89L78 88V90L75 88L76 91L80 92ZM92 89V88H91ZM106 89V88H104ZM104 89L102 91H104ZM108 89V88H107ZM106 89V90H107ZM250 89V88H249ZM21 90V89H20ZM23 90V91H24ZM101 90L100 93L102 92ZM121 90V91H120ZM62 91V90H61ZM98 91V93H99ZM109 91V90H108ZM91 92V91H90ZM94 92H97V91H94ZM147 92H150L152 93L153 97L155 98V101L156 103L159 102L160 103V106L159 107H167L171 110L172 114L175 115L177 118L175 119L178 123L182 124V126H184L183 128H179V129H175V130H171V126L170 124L166 123V121L163 119V117L161 116V113L156 109H146L144 105L148 104L147 105V108L150 107L149 103L151 104V99L149 101V97L147 98L146 96V93ZM26 93V91H25ZM76 93V92H75ZM99 93V95H101ZM77 94V93H76ZM96 94V93H95ZM94 94V95H95ZM103 94V93H102ZM106 94V92H105ZM104 94V95H105ZM242 94V93H241ZM26 95V94H25ZM91 95V94H90ZM93 95V93H92ZM94 95H93V98H94ZM103 95V96H104ZM150 95V94H149ZM189 95V94H188ZM244 95V94H243ZM89 96V95H88ZM102 96V97H103ZM106 96V95H105ZM92 97V96H91ZM25 98L28 99V96L26 95ZM100 98V97H99ZM97 98V99H99ZM103 98V99H104ZM134 98V99H133ZM151 98V97H150ZM234 98V97H233ZM102 99V98H101ZM100 99V100H101ZM104 99V100H105ZM131 99L134 101L132 102ZM238 99H241L240 97ZM30 100V99H29ZM92 100V99H91ZM96 100V99H95ZM139 100V101H138ZM232 100V99H231ZM31 101L29 103H31ZM89 101V102H88ZM99 101V100H98ZM138 101V102H137ZM153 101V100H152ZM154 101V102H155ZM88 102V103H87ZM97 102V101H96ZM105 102V101H104ZM153 103V102H152ZM242 103V102H240ZM37 104V105H36ZM154 104V103H153ZM158 104V103H157ZM226 104V103H225ZM101 105V104H100ZM152 105V104H151ZM156 105V104H155ZM203 105V104H201ZM28 106V105H27ZM102 106V105H101ZM149 106V107H148ZM250 106V105H249ZM37 107H39L37 109ZM99 107V106H98ZM108 107V106H107ZM106 107V108H107ZM153 107V106H152ZM254 107V106H253ZM28 108V107H27ZM100 108V107H99ZM154 108V107H153ZM211 108V107H210ZM237 108H240V107H237ZM37 109V110H36ZM101 109V108H100ZM118 109V110H119ZM241 109V108H240ZM252 109V108H251ZM41 110V109H39ZM43 110V109H42ZM108 110V109H107ZM106 110V111H107ZM163 110V109H162ZM242 110V109H241ZM249 110V109H248ZM44 112H46L44 110ZM232 112H233V109H232ZM244 112V110H243ZM242 112V113H243ZM24 113V112H23ZM43 112L40 111V116H43L41 115ZM47 113V114H48ZM164 113V112H163ZM229 113V112H228ZM245 113V112H244ZM254 113H256L254 111ZM28 114V113H27ZM235 114V113H234ZM26 115V113L24 114ZM30 115V114H28ZM109 115V114H108ZM110 115L112 116V114L110 113ZM241 115V114H240ZM243 115V114H242ZM246 115V114H245ZM244 115V116H245ZM48 116V115H47ZM46 116V117H47ZM255 116V115H254ZM24 117V116H23ZM45 117V116H44ZM238 119H241L239 118V116H237ZM26 118H27V115H26ZM25 118V120H27ZM118 118V116H117ZM43 119V118H42ZM108 119V118H107ZM237 119V120H238ZM11 120V119H10ZM45 120V123L47 122ZM119 122L122 120L118 119ZM117 120V121H118ZM16 121V120H15ZM175 121V122H176ZM186 121V123H181V122H184ZM245 122L246 124V121H243ZM253 122V121H252ZM14 123H17V122H13L12 124ZM41 123V122H39ZM118 123V122H117ZM121 123V122H120ZM248 123V122H247ZM11 124V123H10ZM42 124L44 125V123L42 122ZM123 124V122H122ZM244 124V125H245ZM250 124V123H249ZM8 125V124H7ZM6 125V126H7ZM31 125V126H30ZM41 125V124H40ZM48 124V126H50ZM116 125V124H115ZM125 123L123 124V128L121 129V132L123 131V133L126 131L128 132L129 130L133 129L131 127V129H128L127 128H124L126 126H124ZM251 125V124H250ZM9 126V125H8ZM14 126V127H15ZM45 126H47L45 124ZM131 126V125H130ZM17 127V128H18ZM41 127L42 129L44 127L42 126H39ZM52 126H50L49 128H51ZM136 127V126H135ZM134 127V128H135ZM138 127V126H137ZM179 127V126H178ZM240 127V126H239ZM7 128V127H6ZM13 128V126H12ZM16 128V127H15ZM120 128V129H119ZM9 129V127H8ZM47 129V127H46ZM53 131L55 130L54 128H52ZM125 129V131H124ZM239 129V128H238ZM15 130V129H12V131ZM41 130V129H40ZM45 130V129H44ZM128 130V131H127ZM138 130V129H137ZM136 132H139L137 131ZM9 131V130H7ZM11 131V130H10ZM46 131V130H45ZM47 131H52L51 129L50 130H47ZM57 131V130H56ZM17 132V131H16ZM16 132L13 133L16 134ZM254 132V131H253ZM42 133V131H41ZM48 133V132H47ZM51 133V132H49ZM55 133V131H54ZM53 133V134H54ZM119 133V132H118ZM129 133H131L129 131ZM122 135V134H121ZM128 135V134H127ZM252 136H254L253 134H251ZM250 135V136H251ZM263 135V134H262ZM11 136V135H9ZM128 136V137H129ZM7 137V136H6ZM15 136H12L11 138L13 139ZM40 137H43L40 135ZM47 138V141L50 140V138L48 139L47 135L45 136ZM61 137H60V140H61ZM127 137V138H128ZM258 137V136H257ZM264 138V136H262ZM10 138V137H8ZM7 138L8 140V144L9 143H13L12 142V139H10L11 142H9V139ZM54 137H52V140L50 141H54L53 140ZM57 138V137H55ZM59 138V137H58ZM57 138V140H58ZM4 139V138H3ZM16 138H14L15 140ZM16 139V140H17ZM45 139V138H44ZM13 140V141H14ZM56 140V141H57ZM252 140V139H251ZM55 141V142H56ZM263 141V140H262ZM38 142V143H37ZM49 142V141H48ZM60 142V141H59ZM62 142V141H61ZM253 142V141H252ZM7 143V142H6ZM17 142L14 143L13 146H15ZM66 143V144H67ZM52 144V143H51ZM50 144V145H51ZM56 144V143H55ZM65 146L66 144L63 143ZM67 144V145H68ZM11 145V144H10ZM57 145V144H56ZM59 145V144H58ZM56 146L59 147V146ZM11 146V147H8V150L9 148H13L12 150H15L14 147ZM17 146V145H16ZM18 146V147H19ZM49 145H47L48 147ZM53 146V145H52ZM61 146H63L61 144ZM5 146H3L4 148ZM45 147V146H44ZM51 147V146H50ZM68 147H71V148H68ZM61 148V147H60ZM1 149V148H0ZM52 149V148H51ZM59 149V148H57ZM4 150V149H3ZM7 150V147L4 151ZM7 150V153H9ZM11 150V149H10ZM11 150V151H12ZM18 151H20L18 148H17ZM50 150V149H49ZM54 150V149H53ZM56 150V149H55ZM44 151V150H43ZM43 151H41L40 149V152L39 153H42ZM48 151V150H47ZM58 151V152H59ZM56 152V151H55ZM174 152V153H173ZM5 153V152H4ZM11 153V152H10ZM12 153H15V152H12ZM49 153H52L51 151H49ZM54 153V151H53ZM57 153V152H56ZM23 155V152L21 153ZM43 154H45V152H43ZM43 154H41L40 156H42ZM11 155V154H10ZM36 155V156H35ZM46 155V154H45ZM57 155V154H56ZM59 155V153H58ZM21 156V155H20ZM39 156V157H40ZM44 156V155H43ZM50 156V155H49ZM52 156V155H51ZM50 156V157H51ZM60 156V155H59ZM58 156V157H59ZM12 157H13V154H12ZM22 157V156H21ZM20 157V158H21ZM45 157V156H44ZM56 156V158H58ZM10 161H14L13 159L15 158H12V160L10 159V157H8ZM55 158V159H56ZM60 158V157H59ZM2 159V157H1ZM0 159V160H1ZM17 159V158H16ZM19 159V158H18ZM8 160V159H7ZM7 160L2 161L3 162H6ZM8 160V161H9ZM40 160V159H39ZM42 160V159H41ZM45 160V159H44ZM63 160H65L64 162H68V164H65L63 163ZM10 161L8 163H10ZM20 162V161H19ZM43 162V161H42ZM40 161V163H42ZM55 162V161H54ZM53 162V163H54ZM16 163V161L14 162V164ZM23 163V161H22ZM46 163V162H45ZM19 164V163H18ZM21 164V163H20ZM24 164V165H26ZM30 164V165H32ZM44 164V163H43ZM52 164V163H51ZM2 165V164H1ZM10 165V164H9ZM8 165V166H9ZM23 165V164H21ZM20 165V167H22ZM38 165H39V161H38ZM53 165V164H52ZM51 165V166H52ZM12 166V165H11ZM15 165H13L14 167ZM28 166V165H27ZM36 166V165H34ZM16 167H17V164H16ZM33 167V165H32ZM47 167V166H46ZM63 167V168H64ZM3 168V167H2ZM24 168V167H23ZM50 168V167H48ZM53 168V167H52ZM77 168V167H76ZM15 169V167H14ZM13 169V170H14ZM18 169V168H17ZM19 172L21 171V168H19ZM38 169V168H37ZM42 169V168H41ZM51 169V168H50ZM69 169V168H67ZM66 169V170H67ZM74 171L73 168H70ZM16 170V169H15ZM25 170V168L23 169ZM31 170V168H30ZM35 170V169H34ZM56 170V169H55ZM55 170L51 171L52 174L53 172H55ZM78 170V169H77ZM39 171V169H38ZM49 171V170H48ZM8 172V171H7ZM17 172V173H19ZM25 173V171H23ZM29 172V171H28ZM34 172V171H32ZM43 173H45L44 171H42ZM50 172V173H51ZM69 172V171H68ZM72 172V171H71ZM2 173V172H1ZM22 172H20L21 174ZM39 173V172H38ZM35 174V175H39V174ZM47 173V172H46ZM49 173V172H48ZM47 173V174H48ZM49 173V174H50ZM64 173V172H63ZM74 173V172H73ZM3 174H4V169H3ZM16 174V172L14 173ZM29 174L28 173V177H29ZM32 174V173H31ZM48 174V175H49ZM56 174V173H54ZM85 174V173H83ZM5 175V174H4ZM3 175V176H4ZM8 175V174H7ZM23 175V174H22ZM34 175V173L32 174V176ZM48 175H45L48 176ZM65 175V173L63 174ZM67 175V174H66ZM70 175V173L68 174ZM25 176V175H24ZM44 176V175H42ZM51 176V175H50ZM48 176V177H50ZM53 176V175H52ZM55 176V175H54ZM2 177V175H1ZM6 177V176H5ZM9 177V176H8ZM17 177H19L17 175ZM36 177V176H34ZM38 177V176H37ZM41 176L39 175V178ZM45 177H42V180L45 181L43 178ZM47 177V178H48ZM63 177V178H62ZM20 178V177H19ZM31 178V177H29ZM46 178V179H47ZM53 178V177H52ZM55 178V177H54ZM33 179V177H32ZM35 180L38 181L37 178H34ZM48 180V179H47ZM46 180V181H47ZM58 180V181H57ZM1 181V180H0ZM8 182V181H7ZM12 183H14L13 181H11ZM42 182V181H40ZM38 182V183H40ZM50 182V181H48ZM47 182V183H48ZM56 182H54L53 180V183L56 184ZM10 183V181L8 182ZM7 183V184H8ZM17 183V182H16ZM15 183V184H16ZM19 183V182H18ZM21 183V182H20ZM19 183V184H20ZM30 183V182H29ZM33 183V182H32ZM53 183H51L53 185ZM6 184V183H5ZM6 184V185H7ZM11 184V183H10ZM18 184V186H19ZM5 185V186H6ZM13 185V184H12ZM33 186V184H31ZM21 186V185H20ZM19 186V188H20ZM38 186V184H37ZM41 186V185H40ZM39 186V187H40ZM44 186V189H46L45 187V182L43 184ZM41 186V187H43ZM55 186V185H54ZM53 186V188H54ZM10 187V186H9ZM8 187V188H9ZM22 187V186H21ZM26 187V186H25ZM24 187V188H25ZM51 187V186H50ZM58 187V186H57ZM102 187V186H100ZM104 187V188H105ZM7 188V187H6ZM18 188V187H16ZM30 188V187H29ZM102 187V189H104ZM12 189V188H11ZM14 189V188H13ZM12 189V191H13ZM22 191L24 190L23 187L21 188ZM27 189V188H26ZM57 189V188H55ZM54 189V190H55ZM8 190V189H6ZM10 190V189H9ZM17 190V189H16ZM33 190V189H32ZM2 191V190H1ZM21 191V192H22ZM37 193H39L38 191H40L39 189L38 190H35ZM47 191V190H46ZM15 192V191H13ZM19 192V191H18ZM27 192V191H26ZM29 192V190H28ZM40 192H43V191H40ZM65 192V191H64ZM8 193V192H7ZM10 193V192H9ZM20 193V192H19ZM18 193V194H19ZM35 193V192H33ZM47 193V192H45ZM54 193H57V192H54ZM107 193V192H106ZM23 194V193H22ZM48 194V193H47ZM46 194V196H47ZM52 194V193H51ZM65 194V195H67ZM30 195V194H29ZM37 195V194H36ZM45 194H43L44 196ZM62 195V196H61ZM74 195V197H73ZM12 196V195H11ZM26 196V195H25ZM28 196V195H27ZM40 196V194H39ZM65 198L64 200H59L61 197ZM109 196H110V193H109ZM113 196V195H111ZM252 196L254 198H252ZM29 197V196H28ZM45 197V196H44ZM60 197V198H59ZM187 197V196H186ZM195 198L197 197L194 196ZM207 197V196H206ZM205 197V199H206ZM211 197V198H212ZM13 198V197H12ZM37 198V197H36ZM49 198V197H47ZM59 198V199H58ZM204 198V197H203ZM212 198V199H213ZM1 199V198H0ZM8 200H10L9 198H7ZM23 199V198H22ZM33 199V197H32ZM184 199V198H183ZM193 199V198H192ZM15 201L17 199H14ZM13 199H11L10 201H14ZM20 200V199H19ZM35 200V199H34ZM33 200V201H34ZM49 200V199H48ZM194 200V199H193ZM200 201H202L203 199H199ZM208 200V198H207ZM5 201V200H4ZM4 201L2 203H4ZM26 201V200H25ZM25 201L23 204H25ZM30 201H31V198H30ZM49 201H52V200H49ZM48 201V202H49ZM55 201V200H54ZM159 201V200H158ZM179 201V200H178ZM206 204L208 203L206 200H203ZM211 201V200H210ZM9 202V201H8ZM7 202V203H8ZM22 203V200L19 201ZM46 200L42 201V199L40 201H37V205L35 206V209H34V212L37 211L38 213H40V210L42 212V209L44 212H48L49 211V208L50 207H46L45 206V203H48ZM171 202V201H169ZM171 202V203H172ZM194 202V201H193ZM199 202V201H198ZM197 202V204H198ZM1 203V204H2ZM15 203V202H14ZM187 203H190V202H187ZM202 203V202H201ZM214 204L215 202H212L211 201V204ZM216 203V204H217ZM218 203V204H219ZM10 206L13 205V203H10ZM12 204V205H11ZM17 204V203H16ZM19 204V203H18ZM17 204V205H18ZM22 204V208L25 207L23 206ZM32 204V203H30ZM29 204V205H30ZM151 205V203H149ZM154 204V203H153ZM186 203L184 202L183 205H185ZM193 204V203H192ZM195 204V203H194ZM210 204L209 202V205L210 207H213L212 205ZM6 205V204H5ZM8 205V204H7ZM17 205H13L12 207H15ZM26 205V204H25ZM53 205V203H52ZM176 205V204H175ZM180 206V204H178ZM182 205V206H183ZM196 205V204H195ZM200 205V204H199ZM20 205H18V207H16L17 209L20 208L19 207ZM32 206V205H31ZM47 206H50V203L49 205ZM55 206V205H54ZM53 206V207H54ZM155 206V204H154ZM169 206V205H168ZM7 207V206H6ZM28 206H26L27 208ZM33 207V206H32ZM44 207V208H43ZM56 207V208H57ZM156 207V206H155ZM185 207V206H184ZM193 207V205H192ZM197 207V206H196ZM216 207V206H215ZM219 207V205L217 206ZM29 208V207H28ZM27 208V209H28ZM55 208V207H54ZM55 208V209H56ZM202 208V207H201ZM201 208H199V210H201ZM214 208V207H213ZM14 209V208H13ZM26 209V210H27ZM51 209V208H50ZM53 209V208H52ZM51 209V210H52ZM58 209V210H59ZM92 209H95V211H98V214L100 215L101 218H99L100 220L98 221V223L101 225L100 229L103 228L105 230V232L102 231L99 232L100 229L97 230L96 233H99V237L97 235V237H95L96 239V242L95 243H92V241L90 242L89 240H84V238H82V227L81 224L83 223V225L85 224L83 221V219H81L82 217H85V213L88 212V211H91ZM158 209V208H157ZM187 209V207L185 208ZM189 209V208H188ZM188 209H187V212H188ZM195 209V208H194ZM225 209L223 208L222 206V210ZM224 210L226 212H228L227 210ZM2 210H5L6 209H2ZM7 210H10L11 211V208H7ZM23 210H25V208H23ZM30 210V208H29ZM54 210V209H53ZM52 210V211H53ZM57 210V209H56ZM59 210V211H60ZM180 210V209H179ZM198 210V208H197ZM1 211V210H0ZM18 211V210H16ZM19 211H21V208L19 209ZM32 211V210H31ZM31 211L28 212V214H25V217L26 215H29V213L31 214ZM142 211H145V210H142ZM150 211V210H149ZM175 211V210H174ZM196 211V209L194 210V212ZM230 211V212H232ZM4 212V211H3ZM2 212V213H3ZM15 212V211H14ZM22 212V211H21ZM55 214L56 211H54ZM63 212V211H61ZM60 212V213H61ZM173 212V211H172ZM222 212V211H221ZM13 213V211H12ZM26 213V211L24 212ZM23 213V215H24ZM33 213V211H32ZM49 213V212H48ZM52 214V212H50ZM94 213V212H93ZM96 213V212H95ZM94 213V214H95ZM156 213V212H155ZM190 213V212H189ZM193 214V211L191 212ZM202 213V212H200ZM199 213V214H200ZM10 217V213H8ZM15 214V215H14ZM12 216H16V213H14ZM36 214V213H35ZM44 214V213H43ZM55 214H52V215H55ZM65 214V213H64ZM87 214V213H86ZM161 214V213H160ZM177 213L175 212V215ZM197 214V215H199ZM211 214V213H209ZM232 214V213H231ZM235 214V213H234ZM240 214V213H239ZM243 214H241V216L243 217ZM21 216V219L19 218V223L25 227V228H29V230H32L31 226L27 223L29 221L32 222V220H28V218H26V220H28L26 222L25 220V217L24 216ZM32 215V214H31ZM38 215V214H37ZM42 215V214H41ZM45 215V214H44ZM43 216L46 217V216ZM50 215V214H49ZM50 215V216H52ZM61 215V214H60ZM79 215V217H78ZM87 215H90V212L89 214ZM138 215V216H137ZM150 215V214H149ZM148 215V216H149ZM155 215V214H154ZM173 215V214H172ZM178 215V214H177ZM176 215V216H177ZM191 215V214H190ZM202 215H204V213H202ZM213 215V214H212ZM211 215V216H212ZM238 215V214H236ZM248 215V216H247ZM3 216L6 217V214H3ZM30 216V215H29ZM28 216V217H29ZM41 216V217H42ZM56 216V215H55ZM93 216V215H92ZM143 216V214H142ZM151 216V215H150ZM156 217L158 215H155ZM185 216V215H184ZM207 216V214H206ZM211 216H207V217H211ZM2 217V216H1ZM19 217H20V214H19ZM38 217V216H37ZM49 217V216H48ZM59 217H62V216H59ZM78 217V219L76 220L75 218ZM91 218V221L93 220L91 216H89ZM88 217V218H89ZM95 217V216H94ZM169 217V216H167ZM192 217V216H191ZM200 217V216H198ZM207 217H205L206 219V222H207ZM243 217V218H244ZM7 218V217H6ZM5 218V219H6ZM63 218V217H62ZM60 218V219H62ZM87 218V217H86ZM87 218V220H88ZM97 218V216L95 217ZM94 218V219H95ZM155 218V217H154ZM158 218V217H157ZM179 218V217H178ZM202 218V216L200 217ZM204 218V217H203ZM238 217L237 216H233V220H237ZM4 219V220H5ZM49 219V218H48ZM53 218H50V220H52ZM57 219V217H56ZM64 219V218H63ZM62 219V220H63ZM64 219V221H65ZM73 219L71 222L70 220ZM153 219V218H152ZM150 219V220H152ZM156 219V218H155ZM180 219V218H179ZM188 219V218H187ZM194 219V218H192ZM192 219H190V221H193ZM199 219V218H198ZM239 219H240V216H239ZM1 221L3 219H0ZM3 220V221H4ZM8 220V219H7ZM11 220V219H9ZM13 220V219H12ZM43 220V219H42ZM49 220V221H50ZM86 220V219H85ZM90 220V219H89ZM97 220V219H96ZM138 220V219H137ZM148 220V219H147ZM183 220V218H182ZM202 220V219H201ZM209 220V219H208ZM210 220H212V217L210 218ZM241 220V219H240ZM248 220V219H247ZM44 221H46L44 219ZM49 221L47 222H41V223H49ZM55 221V218L54 220ZM52 221V222H53ZM57 221V220H56ZM186 221V220H184ZM197 221V219H196ZM7 222V221H6ZM13 222V221H12ZM51 222V221H50ZM62 222V221H61ZM66 222V223H67ZM146 222V221H145ZM154 222V221H153ZM169 222V221H168ZM187 222V221H186ZM198 222V221H197ZM196 222V223H197ZM200 222V221H199ZM203 222V221H202ZM205 222V221H204ZM204 223L207 225V223ZM214 222L216 223L215 220H213V226L214 225ZM231 222H233L231 220ZM1 223V222H0ZM5 223V222H4ZM17 223V222H16ZM18 223V224H19ZM63 223V222H62ZM95 223V222H94ZM165 223V222H164ZM172 223V222H171ZM195 224V222H193ZM218 223V222H217ZM237 223V222H236ZM3 224V223H2ZM13 224V223H12ZM15 224V223H14ZM42 224V225H43ZM68 224V225H69ZM88 224V223H87ZM85 224V225H87ZM98 224V225H99ZM137 224V223H136ZM163 224V223H161ZM166 224V223H165ZM168 224V223H167ZM182 224V223H181ZM203 224V223H202ZM219 224V223H218ZM241 225L244 224V221L243 223H240ZM258 224V226H259ZM41 225V224H40ZM47 225V224H46ZM46 225H44L46 227ZM63 225V224H62ZM64 225L68 226L67 224H65L64 222ZM63 225V227H64ZM79 225V226H78ZM91 226H93L92 224H90ZM97 225V226H98ZM199 225V224H198ZM209 225V223H208ZM212 225V223H211ZM217 225V224H216ZM247 225V224H246ZM14 226V229H15V225ZM48 226V225H47ZM61 226V225H59ZM65 226V227H66ZM89 229V225H87ZM137 226V225H136ZM135 226V227H136ZM203 226V225H201ZM213 226H210L211 228ZM218 226V225H217ZM216 226V227H217ZM220 226V225H219ZM218 226V228H219ZM222 226V224H221ZM224 226V225H223ZM221 227V228H224V227ZM231 226V225H230ZM244 226V225H243ZM250 226V224L248 225ZM1 227V225H0ZM10 227V226H9ZM19 226H17L18 228ZM61 226V228H63ZM71 227V226H70ZM85 227V226H84ZM99 227V226H98ZM133 227V226H132ZM205 227V226H204ZM208 227V226H207ZM209 227V228H210ZM246 227V226H245ZM254 227V226H253ZM36 228L39 230V227L36 226ZM60 228V229H61ZM67 228V227H66ZM69 228V227H68ZM94 228V227H93ZM118 228V232H117V229ZM131 228V227H130ZM140 228V227H139ZM138 228V229H139ZM166 228V227H165ZM191 228V227H190ZM189 228V229H190ZM201 228V227H200ZM215 228V227H214ZM218 228H215L216 231H218ZM229 228V227H227ZM233 228V227H232ZM231 228V229H232ZM247 228V227H246ZM249 228V227H248ZM256 228V226H255ZM260 228V227H259ZM264 228V227H263ZM4 229V228H3ZM21 229V228H20ZM18 228V230H20ZM26 229V230H27ZM48 229V228H47ZM96 229V228H95ZM120 229V230H119ZM136 229V228H135ZM141 229V228H140ZM188 229V230H189ZM202 229V228H201ZM206 229V228H205ZM205 229H202V230H205ZM214 229V230H215ZM230 228L227 229L230 230V231H235L236 230H231ZM253 229V228H252ZM261 229V228H260ZM2 230V228H1ZM7 230V229H6ZM6 230H5V233H6ZM24 231V229H22ZM49 230V229H48ZM72 230V229H71ZM72 230V231H73ZM91 230L94 231V229H92L91 227ZM90 230V232H91ZM179 230V229H178ZM187 230V231H188ZM223 230V229H222ZM221 230V232H222ZM4 231V230H3ZM2 231V233H3ZM41 231V230H39ZM66 231V230H64ZM72 231H67L68 233L69 232H72ZM89 231V230H88ZM140 231V230H139ZM151 231V230H150ZM191 231V230H189ZM208 231V228L207 230ZM229 231V232H230ZM10 232V231H9ZM15 232V231H14ZM13 232V233H14ZM22 232V231H21ZM35 232V231H34ZM60 232V231H59ZM141 232V231H140ZM164 232V231H163ZM174 232V231H173ZM176 232V231H175ZM180 232V231H179ZM186 232V231H184ZM194 232V231H193ZM197 232V231H196ZM195 232V233H196ZM205 232V231H203ZM226 232V231H225ZM228 232V234H229ZM234 232V233H235ZM239 232V231H237ZM260 232V231H259ZM259 232L257 233V236L259 234ZM264 232V231H261V233ZM12 233V231H11ZM18 233V232H16ZM24 233V232H23ZM36 233V232H35ZM34 233V234H35ZM39 233V232H37ZM49 233V231H48ZM84 233V232H83ZM118 233V234H117ZM187 233V232H186ZM189 233V232H188ZM192 233V232H191ZM199 233V231H198ZM209 233V232H208ZM211 233V231H210ZM215 233V232H214ZM214 233L212 235H214ZM223 233V232H222ZM233 233V234H234ZM244 233V232H243ZM247 233V232H246ZM255 233V232H254ZM33 234V235H34ZM43 234V232H42ZM41 233L38 234V235H42ZM44 234H47V233H44ZM50 234V233H49ZM48 234V235H49ZM52 234V233H51ZM54 234V233H53ZM71 234V233H70ZM94 234V232H93ZM182 233L180 232V235ZM224 234V233H223ZM222 234V235H223ZM232 234V233H231ZM240 234V233H238ZM14 236V234H12ZM30 235V234H29ZM36 235V234H35ZM46 236L47 238L50 236ZM57 235H61V234H57ZM64 235V234H63ZM69 235V234H67ZM84 235V234H83ZM96 235V234H94ZM173 235V234H172ZM218 235V234H217ZM216 235V236H217ZM227 235V234H226ZM237 235V234H235ZM259 235H262L264 236L263 234H259ZM18 236V234H17ZM21 236V235H20ZM27 236V235H26ZM32 236V235H31ZM54 236V235H53ZM62 236V235H61ZM60 236V237H61ZM65 236V235H64ZM87 236V235H86ZM144 236H145V233H144ZM171 236V234H170ZM199 236V235H198ZM202 236V235H201ZM215 236V237H216ZM230 236V235H229ZM234 236V235H233ZM238 236V235H237ZM244 237V235H242ZM240 235V238L242 237ZM19 237V236H18ZM17 237V238H18ZM22 237V236H21ZM29 237V236H28ZM37 237V236H36ZM45 237V236H44ZM52 237V236H50ZM56 237V236H54ZM68 237V236H66ZM93 237V236H92ZM91 237V238H92ZM192 237V236H191ZM196 237V236H195ZM206 237V236H205ZM208 237V236H207ZM221 237V236H219ZM225 237V236H224ZM232 237V235L230 236ZM236 237V236H235ZM239 237V236H238ZM32 238V237H31ZM35 238V236H34ZM33 238V239H34ZM41 238V237H40ZM64 238V237H62ZM71 238L68 237V239ZM73 238V237H72ZM98 238V239H97ZM163 238V237H162ZM173 238V237H172ZM174 238L178 239V236H175ZM217 238V237H216ZM223 238V237H222ZM221 238V239H222ZM227 238V240L225 241H228V237L226 236L225 239ZM234 237H232L233 239ZM252 237H250L251 239ZM261 238V237H260ZM1 239V238H0ZM37 239V238H36ZM35 239V240H36ZM43 239V237H42ZM46 239V238H44ZM43 239V240H44ZM49 239V238H48ZM51 239V238H50ZM89 239V238H88ZM93 238V240H95ZM152 239V238H150ZM181 239V238H180ZM189 239V238H188ZM200 239V238H199ZM204 239V236L203 238ZM211 239V238H210ZM231 239V238H230ZM237 239V238H236ZM235 239V240H236ZM263 238H261L262 240ZM30 240V239H29ZM42 240V241H43ZM54 240V238H53ZM62 240V239H61ZM71 240V239H70ZM179 240V239H178ZM191 240H194V239H191ZM196 240V239H195ZM209 240V239H208ZM216 240V239H215ZM244 241V238L242 239ZM259 240V241H261ZM20 241H22L20 239ZM34 241V240H33ZM32 241V242H33ZM45 241V240H44ZM47 241V240H46ZM45 243L49 244V240L48 242ZM55 241V240H54ZM64 241H65V238H64ZM200 241V240H199ZM221 241V240H220ZM239 241V239H238ZM250 241V240H249ZM31 242V241H30ZM52 242V241H51ZM50 242V244H51ZM179 242V241H178ZM194 242V241H192ZM191 242V243H192ZM198 242V240L196 241ZM235 243L237 241H234ZM240 242V241H239ZM245 242H248L247 240ZM256 242V241H255ZM264 243V241H261ZM260 242V243H261ZM20 243V242H19ZM39 244H36L35 243V246L33 247V251L36 252L37 254H40V256L38 257H41L42 260H37V262H34V264H46L44 260V258L42 257H46L47 254L50 252L53 251L52 247H51V251H50V246L49 247H46L45 246V243H42V242H37ZM41 243V244H40ZM186 243V242H185ZM202 243V241H201ZM213 243V242H212ZM220 244V242H218ZM217 243V244H218ZM222 243V242H221ZM228 243V242H227ZM243 243V242H242ZM4 244V243H3ZM11 244V243H10ZM49 244V245H50ZM53 244V242H52ZM51 244V245H52ZM64 244V243H63ZM66 244V243H65ZM64 244V245H65ZM89 244V245H88ZM151 244V245H150ZM187 244V243H186ZM229 244V243H228ZM241 244V243H239ZM245 244V243H244ZM249 244V243H248ZM26 245V244H25ZM55 245V244H54ZM62 245V244H61ZM158 245V244H157ZM193 245V244H192ZM203 245V244H202ZM216 245V244H214ZM213 245V246H214ZM262 245V244H261ZM1 246V245H0ZM22 247V244L20 245ZM24 246V245H23ZM58 246V245H57ZM56 246V247H57ZM60 246V245H59ZM58 246V247H59ZM71 245H69V249ZM169 246V245H168ZM186 246V245H185ZM198 246V245H196ZM227 246V244H226ZM233 246V245H231ZM230 246V248H231ZM240 246H243V244H241ZM247 246V245H246ZM254 246V245H253ZM263 246V245H262ZM16 247V246H15ZM32 247V246H31ZM61 247V246H60ZM59 247V248H60ZM65 247V246H64ZM72 247V248H73ZM155 247V246H154ZM173 247V246H172ZM183 247V246H182ZM201 248V246H199ZM204 247V246H203ZM212 247V246H211ZM229 247V246H228ZM227 247V248H228ZM250 247V246H248ZM247 247V248H248ZM259 247V246H258ZM9 248V247H8ZM19 248V247H18ZM55 248V247H53ZM67 248V246H66ZM190 247H188L189 249ZM214 248V247H213ZM218 248V246H217ZM236 248V247H235ZM238 248V247H237ZM255 248V247H254ZM1 249V248H0ZM13 249V248H12ZM32 249V248H31ZM58 249V248H57ZM63 249V248H62ZM61 249V252L59 251V253L63 255V251ZM164 249V248H163ZM187 249V248H186ZM199 249V248H198ZM215 249V248H214ZM225 249V248H224ZM20 250V249H19ZM18 250V251H19ZM26 250H27V247H26ZM77 250V249H76ZM171 250V249H170ZM254 251H247L246 255H244V258H246L247 260L252 257L253 255H256L258 253H260V250L259 248H255L253 249ZM263 251L261 252H264V249H262ZM2 251V249H1ZM9 251V249H8ZM7 251V252H8ZM13 251V250H11ZM22 250H20L19 252H17L19 254V256H21L20 252ZM30 251V250H29ZM91 251V252H92ZM158 251V250H156ZM187 251V250H186ZM193 251V250H192ZM200 251V249L198 250ZM210 251V250H209ZM237 251V250H236ZM241 251V250H240ZM239 251V253H240ZM10 252V251H9ZM24 252V251H23ZM33 252V253H34ZM78 252V251H77ZM195 252V251H193ZM214 252V251H213ZM25 253V252H24ZM29 253H32L31 251ZM26 252V254H29ZM55 253V252H54ZM69 253H71V251H69ZM86 253V252H85ZM182 253V252H181ZM180 253V254H181ZM187 253V252H185ZM190 253V252H189ZM200 253V252H198ZM225 253V252H224ZM238 253V254H239ZM3 254V252H2ZM10 254V253H9ZM23 254V253H22ZM35 254V253H34ZM87 254V253H86ZM165 254V253H164ZM195 254V253H194ZM197 254V253H196ZM30 255V254H29ZM52 255V254H51ZM88 255V254H87ZM183 255V254H181ZM180 255V257H181ZM188 255V254H187ZM226 255V254H225ZM23 256V255H22ZM59 256V258H60ZM89 256V255H88ZM88 256L86 258H88ZM151 258H150V257ZM167 256V257H166ZM221 256V255H220ZM228 256V255H227ZM261 256V255H260ZM259 256V257H260ZM264 256V255H263ZM26 257V256H25ZM28 257V256H27ZM36 257V256H35ZM53 257V256H52ZM92 257V256H90ZM198 257V256H197ZM200 257V256H199ZM202 258L204 257L205 260H209L211 259L212 257H216V255H211V254H203L201 256ZM222 257V256H221ZM255 257V256H254ZM18 258V257H16ZM47 258V257H46ZM45 258V260H46ZM58 258V259H59ZM187 258V257H186ZM6 259V258H5ZM91 259V258H90ZM90 259H87V261L89 260L90 262ZM95 259L97 261H95ZM152 259V260H150ZM194 259V258H193ZM224 259V258H223ZM255 259V258H254ZM264 259V258H262ZM20 260V259H19ZM31 260V259H30ZM53 262L55 259H52ZM82 262H83V259H81ZM86 260V259H84ZM93 259H91V262H92ZM164 260V261H162ZM192 260V259H191ZM202 260V259H200ZM235 260V259H234ZM240 260H242L240 258ZM260 262L261 260L258 259ZM32 261V260H31ZM116 261V260H115ZM161 261V262H160ZM173 261V260H172ZM175 261V260H174ZM203 261V260H202ZM239 261V259H238ZM253 261V259H252ZM86 262V261H84ZM88 262V264H89ZM92 262V264H93ZM110 262V261H109ZM179 262V261H178ZM200 262V261H199ZM210 262V261H209ZM214 261H212L213 263ZM234 262V261H233ZM247 262V261H246ZM21 263V261H20ZM31 263V262H29ZM28 263V264H29ZM87 263V262H86ZM98 263V262H97ZM101 263V264H102ZM172 263V262H171ZM230 263H231V260H230ZM249 263V262H248ZM14 264V263H13ZM179 264V263H178ZM204 264V263H203ZM221 264V263H220ZM225 264V263H224ZM246 264V263H245ZM254 264V263H253ZM259 264V263H258Z\"/></svg>",
    "mask_w": 264,
    "mask_h": 264
}]
</instances>
